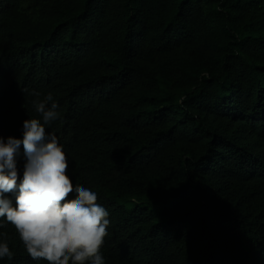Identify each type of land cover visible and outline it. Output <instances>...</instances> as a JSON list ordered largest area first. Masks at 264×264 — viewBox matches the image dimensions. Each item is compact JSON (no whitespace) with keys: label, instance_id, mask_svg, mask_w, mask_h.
Here are the masks:
<instances>
[{"label":"trees","instance_id":"trees-1","mask_svg":"<svg viewBox=\"0 0 264 264\" xmlns=\"http://www.w3.org/2000/svg\"><path fill=\"white\" fill-rule=\"evenodd\" d=\"M48 93L106 264H264V0H0V136Z\"/></svg>","mask_w":264,"mask_h":264},{"label":"clouds","instance_id":"clouds-1","mask_svg":"<svg viewBox=\"0 0 264 264\" xmlns=\"http://www.w3.org/2000/svg\"><path fill=\"white\" fill-rule=\"evenodd\" d=\"M32 104L39 118L23 122V137L0 136V229L11 224L36 264H106L102 248L110 213L95 191L74 188L71 161L52 131L61 118L54 96L48 93ZM5 258L11 261L13 251L0 239V260Z\"/></svg>","mask_w":264,"mask_h":264}]
</instances>
